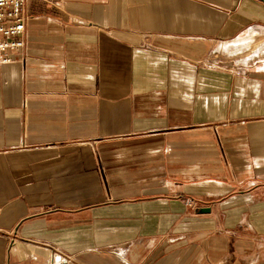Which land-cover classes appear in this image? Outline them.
<instances>
[{
    "label": "crops",
    "instance_id": "obj_1",
    "mask_svg": "<svg viewBox=\"0 0 264 264\" xmlns=\"http://www.w3.org/2000/svg\"><path fill=\"white\" fill-rule=\"evenodd\" d=\"M28 9L0 64V264H264V0Z\"/></svg>",
    "mask_w": 264,
    "mask_h": 264
},
{
    "label": "built area",
    "instance_id": "obj_2",
    "mask_svg": "<svg viewBox=\"0 0 264 264\" xmlns=\"http://www.w3.org/2000/svg\"><path fill=\"white\" fill-rule=\"evenodd\" d=\"M28 0H0V64L11 63L25 50ZM59 259L54 264L65 262Z\"/></svg>",
    "mask_w": 264,
    "mask_h": 264
},
{
    "label": "rangeland",
    "instance_id": "obj_3",
    "mask_svg": "<svg viewBox=\"0 0 264 264\" xmlns=\"http://www.w3.org/2000/svg\"><path fill=\"white\" fill-rule=\"evenodd\" d=\"M258 43H259V42H254V44L252 45V46H253V48H254V47H256V46L258 45ZM252 46H251V47H252ZM245 49H247V50H243V49H242V51H243V52H246V53L250 52V50H251V49H250V50H248V49H249V47H245Z\"/></svg>",
    "mask_w": 264,
    "mask_h": 264
},
{
    "label": "water",
    "instance_id": "obj_4",
    "mask_svg": "<svg viewBox=\"0 0 264 264\" xmlns=\"http://www.w3.org/2000/svg\"><path fill=\"white\" fill-rule=\"evenodd\" d=\"M207 210H208V208H201L200 211H207Z\"/></svg>",
    "mask_w": 264,
    "mask_h": 264
}]
</instances>
